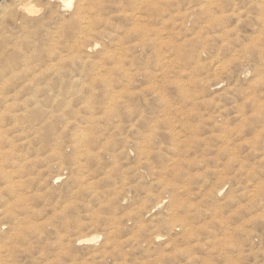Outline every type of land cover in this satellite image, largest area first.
I'll return each mask as SVG.
<instances>
[{
	"label": "rangeland",
	"instance_id": "obj_1",
	"mask_svg": "<svg viewBox=\"0 0 264 264\" xmlns=\"http://www.w3.org/2000/svg\"><path fill=\"white\" fill-rule=\"evenodd\" d=\"M0 264H264V0H1Z\"/></svg>",
	"mask_w": 264,
	"mask_h": 264
},
{
	"label": "bare ground",
	"instance_id": "obj_2",
	"mask_svg": "<svg viewBox=\"0 0 264 264\" xmlns=\"http://www.w3.org/2000/svg\"><path fill=\"white\" fill-rule=\"evenodd\" d=\"M34 13V12H33ZM79 18V17H78ZM78 20V19H77ZM31 91V90H30ZM34 91H36V90H34ZM32 93V92H31ZM30 94V93H29ZM76 94V93H75ZM38 96V95H37ZM56 96V95H55ZM60 96V95H59ZM34 97V96H33ZM32 97V98H33ZM6 98V97H5ZM38 98V97H37ZM52 98H54L53 96H52ZM68 98H70L69 96H68ZM34 99H35V97H34ZM86 99V98H85ZM69 99H67V101H68ZM70 100H71V98H70ZM87 100V99H86ZM66 101V102H67ZM83 102H84V100H83ZM37 103H39L38 101H37ZM55 103H56V101H55ZM35 104V103H34ZM69 104V103H68ZM84 104V103H83ZM88 107H89V104H88ZM62 108V107H61ZM90 109V108H89ZM110 110V109H109ZM107 111V110H106ZM117 113V112H116Z\"/></svg>",
	"mask_w": 264,
	"mask_h": 264
},
{
	"label": "water",
	"instance_id": "obj_3",
	"mask_svg": "<svg viewBox=\"0 0 264 264\" xmlns=\"http://www.w3.org/2000/svg\"><path fill=\"white\" fill-rule=\"evenodd\" d=\"M1 1V0H0Z\"/></svg>",
	"mask_w": 264,
	"mask_h": 264
}]
</instances>
